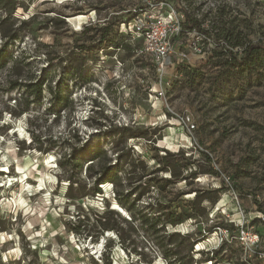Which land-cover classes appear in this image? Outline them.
<instances>
[{
  "label": "rangeland",
  "instance_id": "obj_1",
  "mask_svg": "<svg viewBox=\"0 0 264 264\" xmlns=\"http://www.w3.org/2000/svg\"><path fill=\"white\" fill-rule=\"evenodd\" d=\"M171 9L160 72L128 24ZM4 44L0 264H264V0H0Z\"/></svg>",
  "mask_w": 264,
  "mask_h": 264
},
{
  "label": "built area",
  "instance_id": "obj_2",
  "mask_svg": "<svg viewBox=\"0 0 264 264\" xmlns=\"http://www.w3.org/2000/svg\"><path fill=\"white\" fill-rule=\"evenodd\" d=\"M148 5H151V1H148ZM183 22L184 13L175 9H171L165 16L145 11L129 22L128 29L141 39L144 51L151 56L156 69L161 72L172 64V40L183 31ZM178 56L183 58L186 54L178 52Z\"/></svg>",
  "mask_w": 264,
  "mask_h": 264
},
{
  "label": "trees",
  "instance_id": "obj_3",
  "mask_svg": "<svg viewBox=\"0 0 264 264\" xmlns=\"http://www.w3.org/2000/svg\"><path fill=\"white\" fill-rule=\"evenodd\" d=\"M14 8L16 7H12L10 10H14ZM185 28H196L198 27L199 31L203 32V33H207L206 30H203L202 28L199 27L198 22L196 19L191 18L188 14H186L185 16V21L183 22V29ZM228 36V35H227ZM224 38H226V36H224ZM237 43V42H236ZM258 51V46L255 44H249L245 49L244 52L245 54H250V53H255ZM10 56V53L7 51L6 49V44H4L3 46L0 47V67L5 65V63L7 62L8 57ZM44 82V78H38L36 81L34 82H27V83H20V82H14L11 86V88H21V86L30 88L28 91L29 93H32L36 98L41 97L42 95V85ZM23 97H24V93H23ZM16 101V100H15ZM94 158H90L89 164L94 163ZM117 172L118 169L116 168L115 164H109V165H104L101 166V168L98 170V174L94 177L93 183H92V192H100V188H99V184L105 183V182H112L114 181L115 177H117ZM192 174H195V172H192ZM173 176H175L173 170L170 171V177L172 178ZM169 178H165L166 181H169ZM115 199H116V204L118 206H126V203L124 202L125 200L119 195V193H115ZM197 200L194 199V202H196ZM120 204V205H119ZM112 210L116 211L117 210L113 207ZM169 223L171 224H177L182 222V220H174V219H170L167 220ZM107 229V228H105ZM172 234H177V231L172 232ZM191 249V248H190Z\"/></svg>",
  "mask_w": 264,
  "mask_h": 264
},
{
  "label": "bare ground",
  "instance_id": "obj_4",
  "mask_svg": "<svg viewBox=\"0 0 264 264\" xmlns=\"http://www.w3.org/2000/svg\"><path fill=\"white\" fill-rule=\"evenodd\" d=\"M90 15V14H89ZM93 16V15H92ZM89 17V16H88ZM73 19H76L77 20V27L76 28H80L82 27L83 23L86 22V19H87V15L86 14H77L75 15L74 17H72ZM71 19V18H69ZM110 183V182H108Z\"/></svg>",
  "mask_w": 264,
  "mask_h": 264
}]
</instances>
